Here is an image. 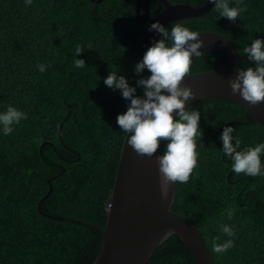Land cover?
Returning <instances> with one entry per match:
<instances>
[{"label": "trees", "instance_id": "16d2710c", "mask_svg": "<svg viewBox=\"0 0 264 264\" xmlns=\"http://www.w3.org/2000/svg\"><path fill=\"white\" fill-rule=\"evenodd\" d=\"M169 1L197 7L207 2ZM243 4L247 11L236 22L221 17L214 5L202 16L173 21L166 28L171 33L179 23L198 33L224 35L239 51L240 70L255 68L243 49L255 39L264 40V0ZM229 6L235 7L236 0H229ZM162 9L158 0H150L149 20ZM144 29L136 18V1L32 0L26 6V0H0V114L12 106L28 117L13 124L10 135H4L0 124L1 264L95 262L103 236L78 220L102 228L107 224L127 134L117 117L130 104L104 80L117 72L136 88V96H144L137 81L151 73L135 71L147 51ZM77 45L84 49L78 56ZM166 45L171 46L170 39ZM76 59L85 60V67L76 68ZM225 59L222 52L193 57L188 75L213 70ZM185 110L200 112L203 136L196 137L198 160L189 181L176 182L172 210L199 230L215 264H264V175L233 172L220 139L225 127L235 128L242 151L264 143V129L245 107L224 98H202ZM168 143L161 140L162 155ZM260 159L264 173V152ZM50 185L41 210L64 220L37 209ZM223 225L231 226L235 235H225ZM228 239L234 241L232 248L221 254L212 251L214 243ZM147 264L197 263L174 234Z\"/></svg>", "mask_w": 264, "mask_h": 264}, {"label": "clouds", "instance_id": "9594fccd", "mask_svg": "<svg viewBox=\"0 0 264 264\" xmlns=\"http://www.w3.org/2000/svg\"><path fill=\"white\" fill-rule=\"evenodd\" d=\"M212 2L221 17H226L232 22H236L237 17L247 11L243 0H236L235 7L229 6V0ZM31 4L32 0H26V6ZM149 30L161 33L162 38L146 51L143 60L135 67L137 74L143 73L145 69L151 73L150 77L137 81L138 86L144 89V96H136V88L131 87L124 76H118L114 71L110 72L104 83L114 91L120 90L122 96L130 101L127 112L117 117L120 129L131 134L128 135V145L139 156L152 157L156 154L161 140L169 141L165 154L156 157L161 183H187L197 166L196 137L199 134L201 138L203 132L199 127L200 112L185 110L186 101L194 99L196 94L190 87L181 85L191 71L193 56L202 55L200 49L204 41L199 38L200 33L191 31L179 23L172 27L171 33L159 22L152 24ZM169 39L171 46L166 45V40ZM88 48L91 49V45H88ZM83 51L80 45L76 46V56ZM243 51L249 60L256 62V66L239 70L238 75L230 80V88L233 95L239 94L244 101L255 107L264 102V40L255 39L251 46L245 47ZM74 64L76 68H84L86 62L76 59ZM39 70L41 73L45 72V65H39ZM175 110H179L178 120L173 117ZM27 118L25 113L9 106L0 114L4 135H10L14 130L12 125ZM234 131L233 127H225L220 137L224 155L233 161V172L245 173L251 177L264 175L260 159L261 153L264 152V143L238 151L242 142L239 136H233ZM167 198V193L162 192V199ZM110 206L111 204L109 208ZM228 215L231 219L232 213L229 212ZM221 230L228 237L235 235L229 225H223ZM233 246L234 241L228 239L223 244L214 243L212 251L221 254Z\"/></svg>", "mask_w": 264, "mask_h": 264}, {"label": "water", "instance_id": "95a60500", "mask_svg": "<svg viewBox=\"0 0 264 264\" xmlns=\"http://www.w3.org/2000/svg\"><path fill=\"white\" fill-rule=\"evenodd\" d=\"M91 1L100 3L103 0ZM125 1H136V18L140 24L145 25L143 46L146 50L158 42L162 35L149 30L152 24L159 22L166 28L173 21L202 16L214 6L212 0H207L200 7L158 0L163 9L149 20L150 0ZM199 33V38L204 41L200 49L202 54L222 52L226 59L213 70L185 77L181 86L190 87L196 94L194 99L186 101L185 109L202 98L228 99L245 107L264 129V102L253 107L239 94H232L229 82L238 75L241 65L236 45L226 36L215 32ZM178 111L173 112L174 119L179 116ZM128 135L131 134H126L122 147L105 228L78 220L103 236L101 250L93 264H147L155 250L174 234L183 241L197 264H215L211 250L199 230L184 216L172 210L176 198V183H161L156 160L157 156H162L159 148L152 157H141L128 145ZM51 190L50 185L49 192L40 200L37 209L43 216L64 220L46 215L41 210V204ZM162 192L167 193V200L162 199Z\"/></svg>", "mask_w": 264, "mask_h": 264}]
</instances>
